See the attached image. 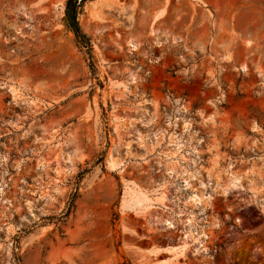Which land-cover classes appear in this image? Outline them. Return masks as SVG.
Instances as JSON below:
<instances>
[{"label": "rangeland", "instance_id": "374dc122", "mask_svg": "<svg viewBox=\"0 0 264 264\" xmlns=\"http://www.w3.org/2000/svg\"><path fill=\"white\" fill-rule=\"evenodd\" d=\"M65 2L0 0V264H264V0Z\"/></svg>", "mask_w": 264, "mask_h": 264}, {"label": "trees", "instance_id": "16d2710c", "mask_svg": "<svg viewBox=\"0 0 264 264\" xmlns=\"http://www.w3.org/2000/svg\"><path fill=\"white\" fill-rule=\"evenodd\" d=\"M86 1H89V0H66L65 7H64V18H65L66 25L73 33L76 42L82 48L86 49L87 54L91 59L92 57L90 55L91 47L89 44V39L81 32L78 22H77V15L80 13V9L83 3H85ZM89 66L90 68H93L92 63ZM86 173H87V170L83 171L82 173L79 174V177H82ZM75 197H76V193H74L71 199H74ZM71 207L72 205L70 203L66 213L63 216H61L59 219L66 217Z\"/></svg>", "mask_w": 264, "mask_h": 264}, {"label": "bare ground", "instance_id": "6f19581e", "mask_svg": "<svg viewBox=\"0 0 264 264\" xmlns=\"http://www.w3.org/2000/svg\"><path fill=\"white\" fill-rule=\"evenodd\" d=\"M94 4V3H93ZM101 4V3H100ZM60 6L61 5H54V7L55 8H57V9H60L61 10V8H60ZM100 6V5H99ZM101 11V10H100ZM104 20V19H103ZM99 21V20H98ZM100 22V21H99ZM131 47H133L132 45H131ZM109 163H110V166L111 167H114L115 166V164H114V162L113 161H109ZM190 200L193 202V203H197L198 201H199V199L197 198V197H195V196H193V197H191L190 198ZM184 246V245H183ZM178 247V248H170L169 249V253H170V255L172 256V258L173 257H177L179 254H181V252H182V250H183V248L184 247ZM164 261V260H163ZM164 262H166V261H164ZM160 263H163V262H160ZM164 264V263H163Z\"/></svg>", "mask_w": 264, "mask_h": 264}]
</instances>
